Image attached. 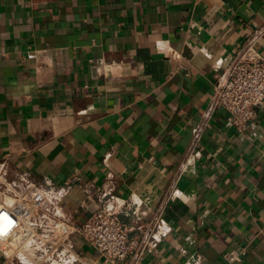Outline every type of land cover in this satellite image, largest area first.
<instances>
[{
    "label": "crops",
    "instance_id": "1",
    "mask_svg": "<svg viewBox=\"0 0 264 264\" xmlns=\"http://www.w3.org/2000/svg\"><path fill=\"white\" fill-rule=\"evenodd\" d=\"M252 38L264 54V0H0V159L73 180L80 221L109 188L146 220L164 205L139 264H264V103L244 129L210 108Z\"/></svg>",
    "mask_w": 264,
    "mask_h": 264
},
{
    "label": "built area",
    "instance_id": "2",
    "mask_svg": "<svg viewBox=\"0 0 264 264\" xmlns=\"http://www.w3.org/2000/svg\"><path fill=\"white\" fill-rule=\"evenodd\" d=\"M263 103L264 54L252 38L215 73L210 108L223 107L229 124L244 129ZM210 125L208 118L205 127ZM202 134L203 129L194 131V147ZM73 187V180L60 183L29 171L12 173L8 159H0V251L20 264H89L78 236L111 264H139L164 237V205L146 220L140 203L109 188L98 193L97 209L80 221L65 206Z\"/></svg>",
    "mask_w": 264,
    "mask_h": 264
}]
</instances>
